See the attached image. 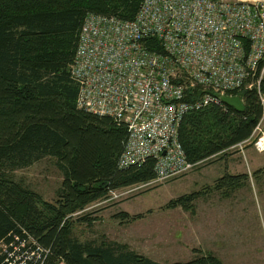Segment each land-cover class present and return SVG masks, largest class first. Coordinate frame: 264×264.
I'll return each mask as SVG.
<instances>
[{
  "label": "trees",
  "instance_id": "16d2710c",
  "mask_svg": "<svg viewBox=\"0 0 264 264\" xmlns=\"http://www.w3.org/2000/svg\"><path fill=\"white\" fill-rule=\"evenodd\" d=\"M142 0H0V243L25 229L50 249L47 264H161L115 241L77 240L72 216L104 199L110 190L146 183L154 160L119 167L125 127L76 108L77 87L70 78L78 35L89 13L133 20ZM145 45L157 52L156 40ZM264 95V77L259 84ZM239 96L242 112L222 103L188 112L178 127L185 159L199 165L250 137L262 115L255 88ZM52 159L62 175L53 202L14 179L17 170ZM245 175L226 174L214 189L235 190ZM182 196L171 206L192 200ZM125 217V213H120ZM86 216L76 220L84 221ZM222 264L207 253L187 262Z\"/></svg>",
  "mask_w": 264,
  "mask_h": 264
},
{
  "label": "built area",
  "instance_id": "2783aa9c",
  "mask_svg": "<svg viewBox=\"0 0 264 264\" xmlns=\"http://www.w3.org/2000/svg\"><path fill=\"white\" fill-rule=\"evenodd\" d=\"M151 39L160 52L145 45ZM263 77L264 0H142L129 21L89 13L70 68L76 108L126 129L119 167L154 160V177L141 187L196 166L178 141L182 118L243 88L257 90L262 115L233 147L264 153ZM49 256L23 228L0 243V264H47Z\"/></svg>",
  "mask_w": 264,
  "mask_h": 264
},
{
  "label": "rangeland",
  "instance_id": "374dc122",
  "mask_svg": "<svg viewBox=\"0 0 264 264\" xmlns=\"http://www.w3.org/2000/svg\"><path fill=\"white\" fill-rule=\"evenodd\" d=\"M222 156L167 182L110 190L72 216V235L81 242L115 241L161 264L207 253L222 264H264V153L248 145ZM226 174L246 178L235 190L214 189ZM14 179L53 202L62 175L46 158L17 170ZM192 193H197L192 200L170 205ZM81 216L86 220H76Z\"/></svg>",
  "mask_w": 264,
  "mask_h": 264
},
{
  "label": "water",
  "instance_id": "95a60500",
  "mask_svg": "<svg viewBox=\"0 0 264 264\" xmlns=\"http://www.w3.org/2000/svg\"><path fill=\"white\" fill-rule=\"evenodd\" d=\"M220 100L222 103L233 108L237 112H242L244 110V106L239 96L220 95Z\"/></svg>",
  "mask_w": 264,
  "mask_h": 264
}]
</instances>
